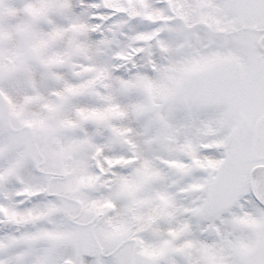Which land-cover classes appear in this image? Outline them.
Here are the masks:
<instances>
[{
	"label": "snow or ice",
	"instance_id": "1",
	"mask_svg": "<svg viewBox=\"0 0 264 264\" xmlns=\"http://www.w3.org/2000/svg\"><path fill=\"white\" fill-rule=\"evenodd\" d=\"M0 264H264V0H0Z\"/></svg>",
	"mask_w": 264,
	"mask_h": 264
}]
</instances>
